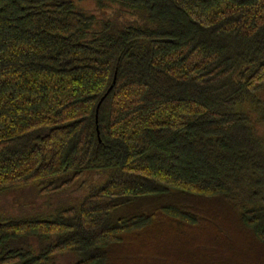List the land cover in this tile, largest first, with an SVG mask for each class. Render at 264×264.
<instances>
[{
  "label": "trees",
  "instance_id": "16d2710c",
  "mask_svg": "<svg viewBox=\"0 0 264 264\" xmlns=\"http://www.w3.org/2000/svg\"><path fill=\"white\" fill-rule=\"evenodd\" d=\"M80 1L0 0V264H264V0Z\"/></svg>",
  "mask_w": 264,
  "mask_h": 264
},
{
  "label": "rangeland",
  "instance_id": "374dc122",
  "mask_svg": "<svg viewBox=\"0 0 264 264\" xmlns=\"http://www.w3.org/2000/svg\"><path fill=\"white\" fill-rule=\"evenodd\" d=\"M80 6L86 9L87 11H93V5L91 1L82 0L80 1ZM128 21L131 22V24L138 22L137 18H129ZM260 130L264 133V126L261 127ZM81 181L82 179L74 181L67 188H63L61 190H58L57 192H53L52 195L41 197L39 203H41L43 207L40 208L53 209L54 212L55 208L58 207H70V206L77 207L80 201L77 197L76 192L80 187H82ZM87 183H89V181ZM31 187H35V186L29 185L25 188H18L13 190L12 191L13 202L14 203H28L30 201L34 202L33 201V198L35 197L34 193L30 195L31 192H28V190H31ZM3 198L4 201L5 199H10L9 196ZM46 204H49V206H47ZM9 213H10V209L8 204L7 206H0V216H8ZM60 260L61 263L68 264L70 262V257L68 256L61 257Z\"/></svg>",
  "mask_w": 264,
  "mask_h": 264
},
{
  "label": "water",
  "instance_id": "95a60500",
  "mask_svg": "<svg viewBox=\"0 0 264 264\" xmlns=\"http://www.w3.org/2000/svg\"><path fill=\"white\" fill-rule=\"evenodd\" d=\"M114 82H115V77L113 78L112 85L114 84ZM112 85L109 87L108 91L111 89ZM108 91H107V92H108ZM102 99H103V98H102ZM102 99L99 101V103H98V105H97V109H98V107H99V105H100Z\"/></svg>",
  "mask_w": 264,
  "mask_h": 264
}]
</instances>
